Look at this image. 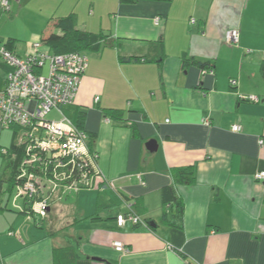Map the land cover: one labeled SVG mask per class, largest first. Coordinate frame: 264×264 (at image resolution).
Listing matches in <instances>:
<instances>
[{"label": "crops", "instance_id": "crops-1", "mask_svg": "<svg viewBox=\"0 0 264 264\" xmlns=\"http://www.w3.org/2000/svg\"><path fill=\"white\" fill-rule=\"evenodd\" d=\"M29 1L10 0L11 11L17 6L21 15ZM49 3L35 11L42 29L75 13L80 30L103 31L113 42L84 53L88 67L75 102L86 114L84 129L95 137L99 172L110 186L96 189L95 212L101 210V219L78 222L87 228L80 237L85 258L76 264H264V181L255 180L264 172L259 144L264 140V0ZM156 17L162 19L160 26L154 24ZM230 29L240 32L237 46L225 43ZM42 34L36 30L18 37L26 42L20 49L15 43L14 53L27 56ZM0 41L9 39L0 33ZM184 55L213 63V74L203 75L196 66L183 69ZM156 56L158 62L120 61ZM7 71L0 64L1 83ZM104 110L123 117L110 121ZM234 125L243 130L232 131ZM152 140L158 144L153 153L146 148ZM183 167H195L197 181L177 188L185 204L184 226L177 230L161 222V189L173 183L171 169ZM77 197L71 205H54L43 226L13 211L0 214V262L54 264L53 250L65 245V234H51L76 227L74 217L88 214ZM128 210L145 225L119 228L116 216ZM115 243L128 252H117Z\"/></svg>", "mask_w": 264, "mask_h": 264}, {"label": "built area", "instance_id": "built-area-1", "mask_svg": "<svg viewBox=\"0 0 264 264\" xmlns=\"http://www.w3.org/2000/svg\"><path fill=\"white\" fill-rule=\"evenodd\" d=\"M0 7L10 13V0H0ZM161 23L162 19L156 17L155 26ZM225 41L229 46H237L239 30H228ZM0 60L8 68L6 83L0 89V129L18 130V143L26 148L12 206L22 211L19 204L23 202L34 218L45 220L54 205L66 202L83 189H109L99 172L98 155L88 146L87 133L73 124L63 111L76 102L88 67L87 56L84 53L56 55L40 40L25 57L0 44ZM207 72L212 70L203 71V75ZM244 99L260 102L257 97ZM53 111L60 119H48ZM242 130L240 125L232 127L234 132ZM259 144L264 146V140ZM255 180L264 181V172L256 174ZM116 223L119 228L128 224L145 225L131 210L117 215ZM114 248L122 254L128 252L122 243H115ZM168 248L172 250L170 245Z\"/></svg>", "mask_w": 264, "mask_h": 264}, {"label": "trees", "instance_id": "trees-1", "mask_svg": "<svg viewBox=\"0 0 264 264\" xmlns=\"http://www.w3.org/2000/svg\"><path fill=\"white\" fill-rule=\"evenodd\" d=\"M140 1L145 0H119L122 5H135ZM146 1H155V2H172L174 0H146ZM50 25V26H49ZM43 31L41 37V43L50 48L52 53L56 55H64L71 53H89L97 52L102 49L106 44H112L110 40V35L105 34L103 31L100 33H92L88 31L80 30L78 27V16L75 13H71L65 17H59L55 22L49 24ZM2 45V44H1ZM8 50L13 51L14 43L9 42L4 45ZM158 51V50H157ZM156 51V52H157ZM14 52V51H13ZM160 53V52H159ZM142 60L146 61H156V59H146L142 57H121L120 61L122 63H131V62H141ZM2 66L6 67L2 61ZM189 66H196L202 71L212 70L214 64L211 62H204L196 59L195 57H188L184 55L182 57V67L188 68ZM8 70V68L6 67ZM260 73L264 80V60L262 61L260 67ZM5 79L3 83L0 81V89L5 85ZM3 84V85H2ZM65 115L75 124L79 129L84 130L86 114L80 111L75 104L72 106H67L63 108ZM104 115L108 120H121L123 113L113 110H104ZM134 137H138L137 129L134 125H131ZM2 130V129H1ZM86 132V131H85ZM18 130H15L12 145L10 149H1L0 155L8 157L7 170H9V177L6 179L0 178V214H3L8 211L16 212L20 215H25L26 217L30 216L34 218L31 214L30 209H27L25 203L19 204L20 207H23V210L14 208L11 203V199L14 195L15 187L17 186V176L19 172L20 165L22 164L25 155L26 148L25 145H19L15 143V139L18 135ZM87 133V132H86ZM1 135V133H0ZM89 139V148L91 152L94 151V142L95 137L88 134ZM6 152H3V151ZM96 153V152H95ZM173 183L171 185H166L161 189V198L162 204L164 207L163 215L161 218L162 224L177 229L182 230L184 226V215H185V204L182 198L179 196L177 188L178 186H192L196 183V170L195 167H183V168H173L170 171ZM124 200L129 201L127 197L122 194H119ZM101 210L96 211L95 214L89 218L83 216H78L81 220L91 219L99 220L101 219ZM127 214V212H121ZM120 213V214H121ZM134 213V212H133ZM137 217H140L137 213H134ZM119 215V214H118ZM117 217V216H116ZM48 218V217H47ZM40 220L34 218L33 222L43 226L44 222L47 220ZM76 220V219H75ZM78 222V220H76ZM76 224V223H75ZM74 225V224H73ZM73 225H68L62 229L51 234L52 237H57L62 234H65L64 241L65 245L55 247L53 250L54 254V264H76V262L82 258H85L81 252V238L71 236L68 233V230ZM133 227L141 228V224H135ZM149 229L154 230L152 227ZM0 264H2L0 262Z\"/></svg>", "mask_w": 264, "mask_h": 264}, {"label": "rangeland", "instance_id": "rangeland-1", "mask_svg": "<svg viewBox=\"0 0 264 264\" xmlns=\"http://www.w3.org/2000/svg\"><path fill=\"white\" fill-rule=\"evenodd\" d=\"M24 2L26 3V1H24ZM48 4H50L49 0H32V1H29L27 3V5H28L27 10L26 11L23 10L21 15H19V13L17 15V13H16L17 6H16V9L14 10V12L11 11L10 13L4 12L3 9H1V7H0V16L4 17V19L2 20V22L0 24V33L6 35L9 39V42H13L14 45H15V43H16V45H19V49L22 48L23 44H25L26 41H24V42L20 41L21 39H19L18 37H21V36L27 37L30 34L34 33L36 30L37 31L39 30V32H43L42 30H45V28L48 26L47 25L42 29V27L40 26V23L36 24L37 15H35V11L37 9L43 8L42 7L43 5L45 7H47ZM64 6H65V4H64ZM11 8H12V5H11ZM58 16H62V15H56L55 17H58ZM12 39H13V41H12ZM9 42H7V43H9ZM7 43L0 41V44H2V45H6ZM225 43H226V41H225ZM21 56L22 55H20V57ZM0 64H1V60H0ZM44 73L46 74V70ZM48 119L49 120H58V119H60V116L57 114L56 111H53L48 116ZM14 132H15L14 129H11V130H1L0 129V133H1V135H0V148L1 149H10V147L12 145L13 137H14ZM15 143L16 144L18 143V138L15 139ZM8 161H9L8 157H4V156L0 155V178L6 179L10 175L9 170H7ZM92 191H95V193ZM92 193H94V196L92 195ZM76 195L77 194H73L72 196H70L66 200V203L68 205L73 204L75 201H73L72 198L73 197L75 198ZM96 197H97V191L95 188L81 190L78 193V197H77L78 202H79L78 207L81 208L80 206L82 205L83 208L85 209L86 213H88V214L90 212L94 213L95 212ZM87 215L84 217L87 218ZM74 219L78 220V222L82 221L81 218H79L78 216L74 217ZM29 223H31L32 225L35 224L37 226V224L33 221H29ZM64 224L65 223H64L63 218L58 219L57 226L61 227ZM75 226L76 227H70L67 234H69L71 236H77L79 238L80 237L84 238L83 235H84L85 230L87 228L86 224H83V223L79 224L78 223ZM28 228H29V226L27 225V230H28ZM62 228H64V227H61L58 229H62Z\"/></svg>", "mask_w": 264, "mask_h": 264}, {"label": "water", "instance_id": "water-1", "mask_svg": "<svg viewBox=\"0 0 264 264\" xmlns=\"http://www.w3.org/2000/svg\"><path fill=\"white\" fill-rule=\"evenodd\" d=\"M146 148H147V150H148L149 152L153 153V152H156V151H157L158 144H157L156 141L152 140V141H150L149 143H147ZM149 226L154 227L155 224H153V223H149ZM95 260H97V259H95Z\"/></svg>", "mask_w": 264, "mask_h": 264}]
</instances>
